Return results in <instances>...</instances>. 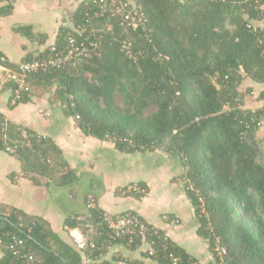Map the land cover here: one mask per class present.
<instances>
[{"label": "trees", "instance_id": "1", "mask_svg": "<svg viewBox=\"0 0 264 264\" xmlns=\"http://www.w3.org/2000/svg\"><path fill=\"white\" fill-rule=\"evenodd\" d=\"M136 2L146 22L120 35L133 41V57L107 32L101 49L89 59L30 74V90L18 101L28 102L32 95L52 91L86 134L111 139L127 151L161 148L180 155L202 234L211 243L214 236L221 237L228 251L227 264H264V153L255 145L261 147L264 141L257 127L258 122L264 127V108H244L246 92L259 88L258 98L264 99V28L259 24L264 0L260 6L253 0ZM89 7L84 2L79 5L71 16L73 25L61 29L56 44L63 43L75 26L86 25ZM122 31L116 24V32ZM47 54L44 50L28 60ZM7 85L12 99L18 83ZM8 123L9 139L21 141L18 157L25 174H55L60 184L78 182V173L66 169L54 141ZM0 149L4 150L1 139ZM197 190L205 198L207 214L201 212ZM107 214L96 204L83 218L76 214L66 219L68 229L86 231L87 223L96 226L86 249L79 250L47 221L0 205L4 249L0 264H9L13 258L11 235L25 239L22 253H32L45 264H118L115 258H103L105 251L92 249V243L103 245L110 238L106 226L100 224ZM169 248L185 264L197 260L172 241ZM157 250L156 255L146 251L147 257L170 264L163 248ZM134 264L147 263L135 260Z\"/></svg>", "mask_w": 264, "mask_h": 264}, {"label": "crops", "instance_id": "2", "mask_svg": "<svg viewBox=\"0 0 264 264\" xmlns=\"http://www.w3.org/2000/svg\"><path fill=\"white\" fill-rule=\"evenodd\" d=\"M84 1L0 0V53L16 64L48 50L59 39L61 29L73 25L71 16ZM9 5L11 11L5 12ZM259 24L264 28V16ZM9 82L0 73V113L12 123L54 141L66 169L75 170L80 178L73 185L60 184L55 174L32 177L24 173L20 157L0 149V205L47 221L63 240L74 243L66 219L85 215L87 195L93 192L105 213L117 216L126 211L138 212L200 263H215L212 243L202 234L201 217L186 188L180 155L161 148L127 151L111 139L86 134L77 119L65 111L64 103L53 98L52 91L32 95L28 102L12 107ZM256 90L245 93L244 108H264V99L258 98L259 88ZM258 131L260 140L264 139V127ZM131 183L144 185L146 195L138 198L120 192ZM78 200L84 205L83 210H69L65 205ZM149 246L145 239L134 248L117 242L105 251L103 258H115L118 264H134L135 260L160 264L147 257ZM3 255L0 241V259Z\"/></svg>", "mask_w": 264, "mask_h": 264}, {"label": "built area", "instance_id": "3", "mask_svg": "<svg viewBox=\"0 0 264 264\" xmlns=\"http://www.w3.org/2000/svg\"><path fill=\"white\" fill-rule=\"evenodd\" d=\"M253 2L258 6L262 4V0H253ZM84 3L86 6H90L86 13V25L79 24L75 26L74 31L76 32L69 30L64 36V42L51 45L45 57L24 60L14 64L5 54L0 53L1 75L4 76L5 80L16 81L18 83L15 95L11 99L12 106L17 105L23 93L30 90L27 80L30 74L58 69L65 66L69 61L76 63L89 59L101 49L104 35L107 32L114 34L115 40L122 43V48L131 57L136 54L133 49V41L128 38H121L123 34H129L131 30L138 28L146 22L145 13L140 10L141 6L137 4L136 0H85ZM104 18L107 19L104 21ZM116 24H119L123 28L122 32H116ZM0 114V139L3 141L4 150L19 156L18 148L21 145V141L20 139H9L8 118L2 113ZM257 127L261 129L262 122H258ZM23 134L26 135L25 132ZM120 192L132 196H141L146 194V188L140 183H131L122 187ZM197 195L200 201L199 207L201 208V212L207 214L204 196L199 190H197ZM97 200V195L90 192L87 196L88 208L95 207ZM83 217L80 216V218ZM100 224L106 226L110 238L103 245L92 243V249L106 251L111 246V239L124 240L128 246H133L138 239H145L150 245L148 249L149 255H156L157 249L163 248L164 257L170 264H185L181 255L170 250V237L159 227L148 222L138 212L126 211L117 216L107 214ZM86 226L88 227L86 231L82 227L69 228L73 241L79 250H85L89 241H91L92 235L96 233V226L92 223H87ZM213 239L212 245L216 253L214 264H227L226 254L228 251L221 237L214 236ZM24 243L25 239L22 237L11 235L9 247L13 253V258L9 264H45L32 253H22L20 247ZM192 264L200 263L198 260H195Z\"/></svg>", "mask_w": 264, "mask_h": 264}, {"label": "rangeland", "instance_id": "4", "mask_svg": "<svg viewBox=\"0 0 264 264\" xmlns=\"http://www.w3.org/2000/svg\"><path fill=\"white\" fill-rule=\"evenodd\" d=\"M254 109H259V108H254ZM260 148H261V147H260ZM261 149H262V152L264 153L263 148H261ZM87 196H88V195H87ZM81 197H82V196H81ZM65 205H66V207H68L69 210L72 209V208H74V210H76V211H79V210H83V209H84V205H82V202L80 203L79 200L76 201V202H74L73 205H72V204H69V205H68V203H65Z\"/></svg>", "mask_w": 264, "mask_h": 264}, {"label": "water", "instance_id": "5", "mask_svg": "<svg viewBox=\"0 0 264 264\" xmlns=\"http://www.w3.org/2000/svg\"><path fill=\"white\" fill-rule=\"evenodd\" d=\"M254 143H255V142H254ZM255 145H256V147H257L258 151H259L260 153H262V149L259 147V145H258V144H256V143H255Z\"/></svg>", "mask_w": 264, "mask_h": 264}, {"label": "clouds", "instance_id": "6", "mask_svg": "<svg viewBox=\"0 0 264 264\" xmlns=\"http://www.w3.org/2000/svg\"><path fill=\"white\" fill-rule=\"evenodd\" d=\"M76 246V245H75Z\"/></svg>", "mask_w": 264, "mask_h": 264}]
</instances>
